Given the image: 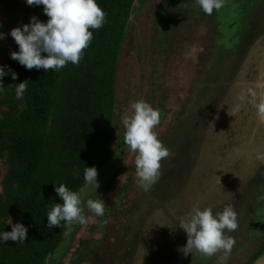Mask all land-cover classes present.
I'll return each instance as SVG.
<instances>
[{
	"label": "rangeland",
	"instance_id": "rangeland-1",
	"mask_svg": "<svg viewBox=\"0 0 264 264\" xmlns=\"http://www.w3.org/2000/svg\"><path fill=\"white\" fill-rule=\"evenodd\" d=\"M21 2V16L12 10L0 30L25 24L38 7ZM257 3L224 0L219 11L207 15L195 0H147L132 18L118 59L109 51L108 60L91 69L100 110L112 112V99L115 105L112 148L116 154L123 153V160L106 196L115 203L107 209L116 216L105 219L110 227L91 231L101 220L89 215L59 264H218L222 252L206 257L195 252L184 256L178 251L187 242L179 222L197 203L214 212L231 204L238 213L240 227L232 233L236 243L227 264H246L257 252L263 237L262 227L256 225L264 210V161L257 159L264 154V117L251 105L238 108V97L248 87L264 93V35L241 47ZM5 37L0 40L4 56L18 46L10 34ZM226 47L231 48V58L222 49ZM225 65L229 73L223 76ZM3 85L13 83L5 76ZM65 89L58 82L54 93L58 107L63 98H74ZM141 99L161 110L154 131L174 153L162 161L161 178L148 193L137 186L136 153L124 143L121 121L130 104ZM198 105L206 110L204 119L192 115L191 109ZM3 174L0 166V181ZM143 201V227L135 234L134 225L126 220L129 217L136 223L135 213ZM146 228L149 234L137 238ZM103 235L106 242L102 243ZM96 246L101 247V255L91 252Z\"/></svg>",
	"mask_w": 264,
	"mask_h": 264
},
{
	"label": "trees",
	"instance_id": "trees-1",
	"mask_svg": "<svg viewBox=\"0 0 264 264\" xmlns=\"http://www.w3.org/2000/svg\"><path fill=\"white\" fill-rule=\"evenodd\" d=\"M134 1L97 0L107 14L106 21L99 30L90 29L93 40L84 50L79 65L68 63L63 69L48 72L35 68L28 70L11 59L10 54L5 55L1 66H7L5 71L9 67L14 70L18 79L13 80L11 74L7 75V81L13 86L3 85L5 90L0 93V166L4 169L0 181V232L11 231L12 224L19 222L28 228V235L23 244L0 241V264H59L70 252L75 235L83 225H72L73 233L66 251L54 260L52 253L69 225L61 222L60 226L48 229L47 214L55 203H63L55 192V185L64 184L72 191H82L86 185L85 168L94 166L98 171L111 155L117 153V149L112 148L111 128L115 105L112 99V112L100 110L94 89L96 75L91 69L105 63L109 51L116 58L119 56L132 22L130 16L135 17L147 0H136L135 4ZM33 15L43 22L49 19L42 5L33 9L30 17ZM30 17L25 24L30 22ZM18 50L19 46L14 51ZM68 69L71 71L67 74ZM25 81L27 90L22 99H17L16 86ZM58 82L66 87L64 91L68 95L74 97L63 98L64 103L59 107L54 98ZM188 120L193 122V118ZM183 135L187 138L184 132ZM109 183L82 200L86 217L92 214L86 207L88 199H104L106 205H115L106 196ZM114 215L115 212L107 209L103 219ZM128 218L126 224L133 226ZM99 224L89 230L101 229ZM256 226L263 229L260 232L263 233L262 242L246 264H253L264 254V210ZM103 241L106 242L105 235ZM91 252L101 255V247L96 246Z\"/></svg>",
	"mask_w": 264,
	"mask_h": 264
},
{
	"label": "clouds",
	"instance_id": "clouds-1",
	"mask_svg": "<svg viewBox=\"0 0 264 264\" xmlns=\"http://www.w3.org/2000/svg\"><path fill=\"white\" fill-rule=\"evenodd\" d=\"M28 6H43L44 14L49 18L47 22L39 20L35 15L30 17L28 24L15 27L10 31L19 46L18 51H12L10 57L19 62L28 70L33 68L58 71L68 63L79 65L84 50L93 40L90 29L99 30L106 21V12L98 5L97 0H25ZM195 4L207 15L219 11L224 6V0H195ZM2 27V26H0ZM0 33V40L5 39ZM0 66V93L5 90L3 78L9 74L13 80L18 74L10 67ZM27 90V81L16 86V97L22 99ZM238 100V108L251 105L257 115L264 117V93L254 87H248L242 92ZM161 120V110L153 108L148 102L141 99L130 104L121 116L125 129L124 143L136 153L135 169L136 183L145 193L150 192L161 178L162 161L173 156L170 148L158 139L154 129ZM257 159L264 161V154ZM96 167H86L84 179L86 188L91 185L93 191L99 188ZM85 188V189H86ZM83 191H72L66 185H55V192L63 203H55L47 214V228L60 226L61 222L68 225H84L88 222L85 209L82 206ZM87 210L101 218L99 227H106L107 205L102 199H88ZM12 224V221L10 222ZM187 235V242L179 247L178 251L184 256L200 253L212 257L218 252L223 255L218 264H227L236 239L235 233L240 227V221L234 206L228 204L222 211L214 212L211 207L201 209L199 204L194 205L178 225ZM28 228L22 223L12 224L11 231L0 232V241L3 243L12 240L15 243H25Z\"/></svg>",
	"mask_w": 264,
	"mask_h": 264
},
{
	"label": "flooded vegetation",
	"instance_id": "flooded-vegetation-1",
	"mask_svg": "<svg viewBox=\"0 0 264 264\" xmlns=\"http://www.w3.org/2000/svg\"><path fill=\"white\" fill-rule=\"evenodd\" d=\"M21 7H22L21 0H7V2H6V0L0 1V26H2L0 28H3L5 26L4 22L6 23V21L8 20L9 15L12 14V10L15 13H19L20 16H21V14H22ZM253 12H254L255 15L252 16L248 20V27H247L248 32H247V35L243 39V43L241 44L242 46L240 45L241 47H245L246 45H248L251 39L255 40L256 38H259V37L264 35V0H258V3H257V5L255 7V10ZM20 25H21V21H20ZM9 31L10 30L8 28H7V30L1 29L0 33L5 34V36H6V35H9ZM261 32H263V33H261ZM4 42H5V40L3 41V43ZM219 48H221V47H219ZM222 49H226L225 53L228 56H230V58L232 57V55H230V51L231 50L229 48L226 47V48H222ZM216 55H218V52H217ZM3 56L4 55L2 54V52H0V61L4 59L5 56L4 57ZM230 58H228L229 62H231ZM228 67H229V65H227V69H226V65H225V71L226 72L223 73V76L227 73ZM220 79H221V76H220ZM219 84L220 83L214 85L213 87H217V85L219 86ZM213 87L211 86L212 89H213ZM212 89H211V92L208 93L206 96L210 95L213 92ZM206 99H208V98H206ZM197 111H202V112L197 114ZM205 111L206 110L204 109V107L202 108V107H200V105L197 106V109H191V112L193 113L192 115L193 116L194 115H196V116L198 115L199 119L200 118H202V119L205 118V115H206ZM194 113H196V114H194ZM203 115H204V117H203ZM192 118H194V117H191V119ZM195 120L197 121V117L194 119V121ZM121 160H123V159L121 158ZM143 205L145 207H143ZM145 209H146V201H143L139 211L137 213H135L136 214V223L134 222L135 224H133L134 225V229H135L134 230L135 234L140 232L141 228L143 227L142 226L143 225L142 217L144 216ZM136 230H139V231L137 232ZM149 231H150L149 228H146L145 233L143 235L142 234H138L137 238H142L144 235L149 234ZM141 233H142V231H141ZM131 238H132V235H131ZM172 254H173V250L171 248L170 249V258L172 257L171 256Z\"/></svg>",
	"mask_w": 264,
	"mask_h": 264
},
{
	"label": "water",
	"instance_id": "water-1",
	"mask_svg": "<svg viewBox=\"0 0 264 264\" xmlns=\"http://www.w3.org/2000/svg\"><path fill=\"white\" fill-rule=\"evenodd\" d=\"M136 3V0L134 1V4ZM133 17L130 16V20ZM123 156V153L121 152L120 154H113L111 155L105 162L104 164L100 167L98 170V176L97 180L99 181V188L93 191V187L89 185L86 188V185L84 186L83 190L85 189V192L83 193V199L89 197L90 195L94 194L97 190H99L101 187L109 183L112 179L115 178L116 174L119 171V167L121 165V158ZM82 190V191H83ZM73 225V224H72ZM69 225L67 230L65 231L60 244L57 246V248L53 251L52 253V258L54 260L59 259L64 252L66 251V248L68 247L70 243V237L73 233V226ZM253 264H264V254H262L260 257H258Z\"/></svg>",
	"mask_w": 264,
	"mask_h": 264
}]
</instances>
